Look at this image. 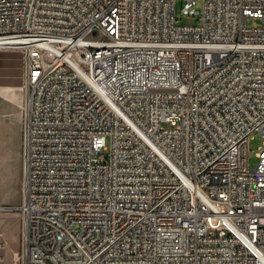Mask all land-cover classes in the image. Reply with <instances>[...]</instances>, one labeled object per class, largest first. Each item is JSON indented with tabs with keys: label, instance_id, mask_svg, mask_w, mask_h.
Segmentation results:
<instances>
[{
	"label": "built area",
	"instance_id": "2783aa9c",
	"mask_svg": "<svg viewBox=\"0 0 264 264\" xmlns=\"http://www.w3.org/2000/svg\"><path fill=\"white\" fill-rule=\"evenodd\" d=\"M181 1L195 23L177 0H0L23 54L16 263L264 264V0Z\"/></svg>",
	"mask_w": 264,
	"mask_h": 264
},
{
	"label": "rangeland",
	"instance_id": "374dc122",
	"mask_svg": "<svg viewBox=\"0 0 264 264\" xmlns=\"http://www.w3.org/2000/svg\"><path fill=\"white\" fill-rule=\"evenodd\" d=\"M182 9V1L177 0L176 2V14L179 22L181 24L185 23H195L197 21V17L185 15L181 12ZM197 9H202V3L199 2L197 5ZM249 23L251 25H257L260 23L259 19H250ZM0 51H8L12 53L14 56L15 68L13 70L14 65L11 64V68L9 72L0 71L2 78L1 81H7L10 75H13V72L17 74V80L19 83V93L24 94V82L22 80V58L23 54L20 50L17 49H3ZM6 68V67H5ZM4 69L2 65H0V70ZM8 70V69H7ZM12 70V72L10 71ZM6 78H4V77ZM5 126H2L3 131L6 133L11 131L13 128V120L8 118L5 120ZM263 144V137L259 133H255L250 140V162L251 165H255L258 162L257 152L260 146ZM10 158L9 146H3L0 149V163L7 164V161ZM22 176V172H21ZM21 176L20 181H16L15 179H11L8 176V171H5L2 175H0V206H17L22 198L21 191ZM0 240L2 241V248L0 254H2V258L4 259V264H18L16 263V252L20 248L21 244V219L18 212L14 209H0Z\"/></svg>",
	"mask_w": 264,
	"mask_h": 264
},
{
	"label": "crops",
	"instance_id": "0c3cea01",
	"mask_svg": "<svg viewBox=\"0 0 264 264\" xmlns=\"http://www.w3.org/2000/svg\"><path fill=\"white\" fill-rule=\"evenodd\" d=\"M6 49V47L0 46V50ZM15 59L12 53L8 51H0V65L4 69L0 71L9 72L11 64L15 68ZM6 67V68H5ZM8 69V70H7ZM22 80L24 82L23 71V58H22ZM2 71V72H3ZM12 72V70H10ZM15 72V71H14ZM13 72L7 78V81L0 80V149L3 146H9L10 158L7 164L0 163V175L5 171H8V176L11 179L20 181L21 176V150H22V104L24 94L19 93V83L17 80V74ZM4 77V76H3ZM2 78L0 72V79ZM6 78V77H4ZM11 118L13 120V128L9 132L3 131L5 126V120Z\"/></svg>",
	"mask_w": 264,
	"mask_h": 264
},
{
	"label": "bare ground",
	"instance_id": "6f19581e",
	"mask_svg": "<svg viewBox=\"0 0 264 264\" xmlns=\"http://www.w3.org/2000/svg\"><path fill=\"white\" fill-rule=\"evenodd\" d=\"M4 43H6V40L0 39V46H2V47H3V45H2V44H4Z\"/></svg>",
	"mask_w": 264,
	"mask_h": 264
}]
</instances>
